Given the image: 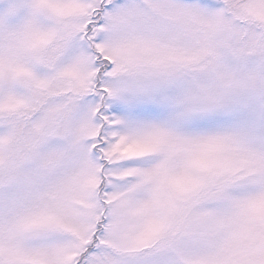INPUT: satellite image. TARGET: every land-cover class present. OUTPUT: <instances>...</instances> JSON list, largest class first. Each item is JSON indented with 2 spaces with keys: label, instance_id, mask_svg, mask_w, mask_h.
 Segmentation results:
<instances>
[{
  "label": "snow or ice",
  "instance_id": "obj_1",
  "mask_svg": "<svg viewBox=\"0 0 264 264\" xmlns=\"http://www.w3.org/2000/svg\"><path fill=\"white\" fill-rule=\"evenodd\" d=\"M0 264H264V0H0Z\"/></svg>",
  "mask_w": 264,
  "mask_h": 264
}]
</instances>
